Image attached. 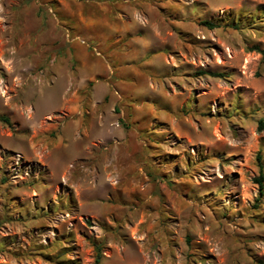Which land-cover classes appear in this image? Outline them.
Instances as JSON below:
<instances>
[{
    "label": "rangeland",
    "instance_id": "rangeland-1",
    "mask_svg": "<svg viewBox=\"0 0 264 264\" xmlns=\"http://www.w3.org/2000/svg\"><path fill=\"white\" fill-rule=\"evenodd\" d=\"M254 46L264 0H0V264L264 262Z\"/></svg>",
    "mask_w": 264,
    "mask_h": 264
},
{
    "label": "trees",
    "instance_id": "trees-1",
    "mask_svg": "<svg viewBox=\"0 0 264 264\" xmlns=\"http://www.w3.org/2000/svg\"><path fill=\"white\" fill-rule=\"evenodd\" d=\"M203 24L209 25V26L212 25L209 22H203ZM252 49L255 50V51H257L258 53H260V54H262L264 56V48L263 49H260L258 46H254ZM213 75L218 76V74H213ZM0 120L3 121L4 123H8L7 118L4 117V116H1L0 117ZM261 125H262V123L260 122V126ZM256 160H257L258 163H260V161H261L260 160V153L259 152L256 154ZM253 182L257 185V187H258V193L261 195V193H262L261 191L263 189V183H264V174L261 171V165L260 164H259V174H258V176L256 178H253ZM96 263H97V260H96ZM257 263L258 264H264V262H262V261H258Z\"/></svg>",
    "mask_w": 264,
    "mask_h": 264
}]
</instances>
